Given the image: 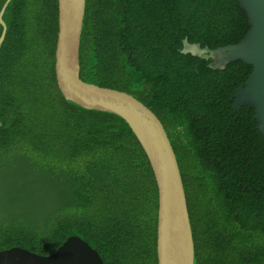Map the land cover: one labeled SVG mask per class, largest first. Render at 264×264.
Wrapping results in <instances>:
<instances>
[{
	"label": "trees",
	"instance_id": "1",
	"mask_svg": "<svg viewBox=\"0 0 264 264\" xmlns=\"http://www.w3.org/2000/svg\"><path fill=\"white\" fill-rule=\"evenodd\" d=\"M2 20L0 182L16 183L0 204V251L47 256L76 236L103 264H157L158 195L145 152L120 117L67 101L57 87V0H10ZM248 30L236 0H85L80 79L131 95L160 121L194 264H264V137L253 108H232L252 67L211 69L210 55L180 53L185 38L215 49Z\"/></svg>",
	"mask_w": 264,
	"mask_h": 264
},
{
	"label": "water",
	"instance_id": "2",
	"mask_svg": "<svg viewBox=\"0 0 264 264\" xmlns=\"http://www.w3.org/2000/svg\"><path fill=\"white\" fill-rule=\"evenodd\" d=\"M0 10V46L6 25ZM245 12L249 30L237 43L215 49L182 40L181 54L210 55L209 68L224 69L233 61L252 67L247 80L233 94V110L254 109L257 129L264 137V0H236ZM85 0H57V42L54 71L64 99L85 109L114 114L130 128L149 161L157 186V264H194V242L178 164L157 117L140 101L121 91L98 87L80 79L79 43ZM0 264H103L98 253L80 238L69 237L47 256L20 247L0 251Z\"/></svg>",
	"mask_w": 264,
	"mask_h": 264
},
{
	"label": "rangeland",
	"instance_id": "3",
	"mask_svg": "<svg viewBox=\"0 0 264 264\" xmlns=\"http://www.w3.org/2000/svg\"><path fill=\"white\" fill-rule=\"evenodd\" d=\"M18 181H19V179H18ZM15 183H16V178L9 180V181L2 180L0 182V191L3 192V196L0 195V197H2V201L0 204L4 203V199L7 197V193L10 192L9 188H13V187H9V186H11V184L14 186Z\"/></svg>",
	"mask_w": 264,
	"mask_h": 264
}]
</instances>
